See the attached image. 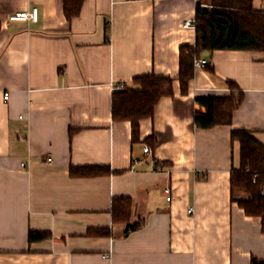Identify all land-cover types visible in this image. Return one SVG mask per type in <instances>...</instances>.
Instances as JSON below:
<instances>
[{"label":"crops","instance_id":"obj_1","mask_svg":"<svg viewBox=\"0 0 264 264\" xmlns=\"http://www.w3.org/2000/svg\"><path fill=\"white\" fill-rule=\"evenodd\" d=\"M198 4L209 7L85 0L69 20L64 0H0V264L264 263L263 220L231 192L241 167L231 131L264 145V52L203 51L208 64L182 94L180 48L196 43V28L183 24L195 23ZM253 4L264 10V0ZM33 8L37 21L10 19ZM143 75L172 78L174 95L140 122L134 142L131 122L114 121L112 99L116 85L140 89ZM230 82L244 93L233 124L197 128L196 100L229 97ZM83 166L109 174L72 176ZM117 197L132 198L131 223H142L128 235L113 222ZM31 231L51 238L32 243Z\"/></svg>","mask_w":264,"mask_h":264},{"label":"trees","instance_id":"obj_2","mask_svg":"<svg viewBox=\"0 0 264 264\" xmlns=\"http://www.w3.org/2000/svg\"><path fill=\"white\" fill-rule=\"evenodd\" d=\"M85 0H64V9L70 20L78 15ZM209 7L197 6L195 45L180 48L181 92L186 95L195 75V60L203 51H256L264 52V10L256 9L253 0H207ZM1 30V20H0ZM207 69L211 70L210 67ZM134 83L140 89H116L113 93V119L116 123L129 121L132 124V139L140 137V122L154 116L157 105L165 97L174 95V80L170 77L143 75ZM229 97H204L196 100L195 125L200 129L216 126H231L234 112L242 104L244 93L240 87L230 82ZM70 131V136L74 134ZM232 142L241 147V167L231 175L232 201L237 202L246 215L260 217L264 228V145L245 129L231 131ZM157 142L155 141L156 145ZM258 178L254 179L253 174ZM74 177H96L109 174L106 167H72ZM245 191L247 198H237L238 191ZM133 200L130 197H117L113 200L112 217L117 224L128 225L126 235L142 227V223L132 224ZM89 236H108L102 229H90ZM51 238L46 232H30V242ZM253 264H264L253 259Z\"/></svg>","mask_w":264,"mask_h":264},{"label":"built area","instance_id":"obj_3","mask_svg":"<svg viewBox=\"0 0 264 264\" xmlns=\"http://www.w3.org/2000/svg\"><path fill=\"white\" fill-rule=\"evenodd\" d=\"M11 20H15V21H37L38 19V9L37 8H33L31 12H18L15 13L14 15H12L10 17ZM184 28H195V23L194 21H190L187 20L184 22L183 24ZM208 64V61L205 59H196L195 60V66L196 67H204L205 65ZM116 89H125V85H116ZM4 98L7 100L9 98V93H4ZM144 152L146 154L150 153V149L148 147L144 148ZM48 162H52L51 158L47 159ZM22 166H25V164H22ZM254 179L258 178V174L255 173L253 174ZM166 193L168 194V200L171 199L170 194H171V189L167 188L166 189ZM190 214L193 213V209H189L188 211ZM106 258L110 257V253L104 255Z\"/></svg>","mask_w":264,"mask_h":264},{"label":"rangeland","instance_id":"obj_4","mask_svg":"<svg viewBox=\"0 0 264 264\" xmlns=\"http://www.w3.org/2000/svg\"><path fill=\"white\" fill-rule=\"evenodd\" d=\"M207 1V0H206Z\"/></svg>","mask_w":264,"mask_h":264}]
</instances>
